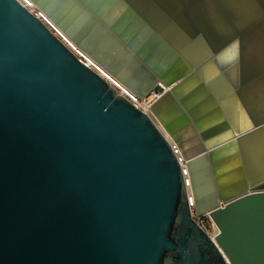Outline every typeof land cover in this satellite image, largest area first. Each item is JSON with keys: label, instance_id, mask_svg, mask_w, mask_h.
<instances>
[{"label": "water", "instance_id": "1", "mask_svg": "<svg viewBox=\"0 0 264 264\" xmlns=\"http://www.w3.org/2000/svg\"><path fill=\"white\" fill-rule=\"evenodd\" d=\"M47 2L68 33L78 10L94 18L96 0ZM119 2L173 57L152 66L137 33L114 32L145 76L138 91L158 95L150 115L19 0H0V264H264V122L223 108L224 123L210 106L231 87H264V0H107L105 11ZM191 205L210 212L214 241Z\"/></svg>", "mask_w": 264, "mask_h": 264}, {"label": "rangeland", "instance_id": "2", "mask_svg": "<svg viewBox=\"0 0 264 264\" xmlns=\"http://www.w3.org/2000/svg\"><path fill=\"white\" fill-rule=\"evenodd\" d=\"M35 6H37L43 15L49 20H47L43 15H41L31 3H25L27 8L31 12L38 13L40 16H42V19L44 20V23L47 25V27L58 37L60 40L68 46V48L74 52L75 54H81L86 58V62L93 60L96 62L100 67L105 68L111 76L115 77L121 84H125L124 86L128 88L131 91H134L138 97L137 101L140 99H143L146 97L144 95L143 97H140V95L134 90V87L131 86L132 82H139L140 78L136 80L134 77L135 72L138 69V66L135 65L133 67H130L131 64V58L127 57V53L125 50L122 49V47L118 44V42L114 41V39L111 37L110 34L107 33L105 28L100 26L97 22V20H92L95 18H92V16L87 15L83 13L81 10H78L71 16V22H72V31L67 32L64 28H62L56 20H54L51 15H49L45 11V5L38 3V0H30ZM50 0H48L49 2ZM107 0H96V4L93 7L88 6L90 12L94 15L97 14L101 20L103 18L98 15V11H103L102 16L104 15V20L111 23L110 19H112L119 10L123 9L122 6L115 5L112 8L105 11V7ZM47 2V3H48ZM36 7V8H37ZM74 7V4H71L65 11L64 14L68 13L70 9ZM95 9V10H94ZM107 12V13H106ZM110 13V14H109ZM124 24V23H123ZM107 26L110 28V26L107 24ZM125 26L124 28H126ZM123 28V29H124ZM122 29V30H123ZM113 30V29H112ZM113 32H115L113 30ZM122 32V31H121ZM116 35L118 33L115 32ZM90 41L89 46L87 41ZM125 42V41H124ZM144 43V42H142ZM74 46H73V45ZM157 45V44H156ZM76 47V48H74ZM135 52V51H134ZM165 56V52L159 53V56L157 57L155 64H159L162 59ZM91 62V61H90ZM92 68L99 74H103L102 71L95 65H92ZM101 71V73H100ZM118 88V93L121 94L122 89L120 87ZM121 91V92H119ZM151 95V93L149 94ZM148 96V95H147ZM143 106V105H142ZM140 108V107H139ZM148 113L151 114L150 108L148 109ZM206 180H202L204 183ZM204 191L209 190L207 184L205 185Z\"/></svg>", "mask_w": 264, "mask_h": 264}, {"label": "bare ground", "instance_id": "3", "mask_svg": "<svg viewBox=\"0 0 264 264\" xmlns=\"http://www.w3.org/2000/svg\"><path fill=\"white\" fill-rule=\"evenodd\" d=\"M22 4L26 5L25 3H31L33 5V7L41 14L43 15V13L41 12V10L35 6L30 0H19ZM116 5H119V6H122L123 9L119 10L118 13L112 18L110 19L111 23H109L108 21L104 20V15L102 16L103 14V11H98V15H100L103 20H101L98 16H96L97 14H94V18L95 20H97L98 24L100 26H102L103 28H105V30L107 31L108 34L111 35V37L114 39V41L121 43L120 39H118L116 37V35H114V32L113 30L116 32V33H121L122 29L127 26L126 28V31H125V34L123 35V38H126V37H129L135 33H137L136 35V39H137V43L138 42H144L142 43L143 46L140 47L138 49V53L146 58V56L148 54H152V61L150 62V64L152 66L155 65V61L157 59V57L159 56V53L160 51L161 52H165L166 49L161 47H157L156 43L158 41V39L156 38H151V36H149V34L146 32V28H144L141 24V22L139 20H137L136 18H133V14H131L127 9H125V6L123 4H121L120 2L117 3ZM37 7V8H36ZM44 16V15H43ZM41 17V16H40ZM45 17V16H44ZM46 18V17H45ZM47 19V18H46ZM48 20V19H47ZM49 21V20H48ZM124 23V24H123ZM107 24L110 26V28L107 26ZM113 29V30H112ZM141 43H138L136 45V48L138 46L141 45ZM136 44V43H135ZM73 45V44H72ZM74 46V45H73ZM122 47V49L124 50V47L123 45L121 44L120 45ZM76 48V47H74ZM77 49V48H76ZM78 50V49H77ZM151 52V53H150ZM150 59V58H149ZM149 59L146 61H149ZM173 60V57H169L168 58H165L163 61H161L160 63H162L161 65H163L164 63L166 65H168L171 61ZM91 61V62H90ZM90 61L86 62L88 66H90L92 68V65H95L97 66L103 74H100L105 80H107L117 91H118V88L116 87H120L122 89V92L121 94L123 96H125L127 99L131 100V99H135L136 100V97L137 94L134 92V91H131L129 90L128 88H126L123 84H121L115 77L111 76V74H109V72L105 69V68H102L100 67L96 62H94L93 60L90 59ZM154 61V62H153ZM135 66V65H134ZM165 68V67H164ZM93 69V68H92ZM100 71V73H101ZM144 78L145 76L142 75V77H140V80L139 82H132V86L134 87V90L140 95V97H143L144 95H146L145 98L143 99H140L138 101H135V105H137V107H140L142 109H147L148 107H150V105L152 104L153 101H155V99L157 98V94L155 92H152L151 95L149 94H141L138 89L141 87V83L142 81H144ZM147 80V79H146ZM145 80V81H146ZM144 85H146L144 83ZM139 87V88H138ZM167 89V87H165ZM147 93V92H146ZM148 95V96H147ZM143 105V106H142ZM150 115V113H148ZM152 119L154 120V122L159 125L160 127H162L160 125V123L157 121V119H155L153 116H151ZM166 136L168 137L169 139V136L166 134Z\"/></svg>", "mask_w": 264, "mask_h": 264}, {"label": "crops", "instance_id": "4", "mask_svg": "<svg viewBox=\"0 0 264 264\" xmlns=\"http://www.w3.org/2000/svg\"><path fill=\"white\" fill-rule=\"evenodd\" d=\"M228 89L229 87L215 88L219 95H221L220 91L227 93ZM229 92L232 94V98L229 100L226 99L223 105L217 100H214V98L210 102L211 108L216 109L222 117V122H228L227 114L222 110L223 108L229 110L230 113L228 114L231 121L240 123L264 122V87H236L235 89L231 87ZM220 130L217 129V132ZM255 140L257 146V172L261 173L264 169V130L257 133ZM252 143L253 138L248 139V144L252 145Z\"/></svg>", "mask_w": 264, "mask_h": 264}, {"label": "built area", "instance_id": "5", "mask_svg": "<svg viewBox=\"0 0 264 264\" xmlns=\"http://www.w3.org/2000/svg\"><path fill=\"white\" fill-rule=\"evenodd\" d=\"M24 5V4H23ZM26 8L27 6L24 5ZM28 9V8H27ZM29 10V9H28ZM30 11V10H29ZM31 12V11H30ZM34 15H36L37 17H39L43 22L44 20L42 19V16L40 17V15L38 13L32 12ZM78 56V58H80L84 63H86V58L81 55V54H76ZM87 64V63H86ZM134 105H135V101H137L135 99H131L130 100ZM137 106V105H135ZM139 108V107H138ZM142 111L148 113V109H142L139 108ZM191 217L193 218V220L206 232V234L214 241L215 237L218 235L219 233V228L216 225V223L214 222V220L212 219V217L210 216V212H204V213H197L194 206L191 205Z\"/></svg>", "mask_w": 264, "mask_h": 264}]
</instances>
